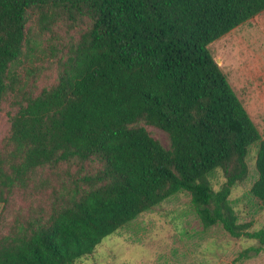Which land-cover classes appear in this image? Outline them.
<instances>
[{
  "label": "trees",
  "instance_id": "1",
  "mask_svg": "<svg viewBox=\"0 0 264 264\" xmlns=\"http://www.w3.org/2000/svg\"><path fill=\"white\" fill-rule=\"evenodd\" d=\"M263 10L264 0H0V105L12 104L0 202L48 191L46 208L0 221V264H73L178 190L203 228L218 223L264 248V229L249 231L229 201L259 131L208 49ZM31 21L39 34L60 23L78 30L60 54L43 53ZM48 54L55 80L36 93L33 63ZM216 167L218 191L208 178ZM255 167L250 192L264 204V138Z\"/></svg>",
  "mask_w": 264,
  "mask_h": 264
},
{
  "label": "rangeland",
  "instance_id": "2",
  "mask_svg": "<svg viewBox=\"0 0 264 264\" xmlns=\"http://www.w3.org/2000/svg\"><path fill=\"white\" fill-rule=\"evenodd\" d=\"M28 26L27 35L42 41L43 53H52L47 45L58 53L78 30L75 24L60 23L51 31L39 34L35 22H29ZM208 49L259 131V139L248 146V175L233 185L229 201L238 222H251L249 231L264 229V204L250 192L258 176L257 150L264 138V10L213 40ZM47 59L50 62L33 63L36 70L30 76L28 89L36 93L55 80L56 64L51 55ZM26 66H29L27 62L19 65L22 79L26 77L23 70ZM11 111V100L7 99L0 105V144L7 133ZM146 127L164 148L170 147L165 131ZM208 178L214 191L224 182L218 167L208 172ZM47 197L48 191L27 198L17 196L6 208L0 202V221L8 223L18 213L25 215L46 208ZM73 264H264V248L257 239L229 235L218 223L203 228L190 194L178 190L104 237L90 254L77 258Z\"/></svg>",
  "mask_w": 264,
  "mask_h": 264
},
{
  "label": "water",
  "instance_id": "3",
  "mask_svg": "<svg viewBox=\"0 0 264 264\" xmlns=\"http://www.w3.org/2000/svg\"><path fill=\"white\" fill-rule=\"evenodd\" d=\"M217 62V64H218V61H216Z\"/></svg>",
  "mask_w": 264,
  "mask_h": 264
}]
</instances>
